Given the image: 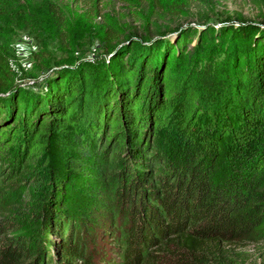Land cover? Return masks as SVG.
I'll list each match as a JSON object with an SVG mask.
<instances>
[{"label": "trees", "instance_id": "16d2710c", "mask_svg": "<svg viewBox=\"0 0 264 264\" xmlns=\"http://www.w3.org/2000/svg\"><path fill=\"white\" fill-rule=\"evenodd\" d=\"M178 29L109 23L92 60L25 85L0 45V264H102L90 236L115 224L117 264H236L264 242V28L228 27L212 61V28Z\"/></svg>", "mask_w": 264, "mask_h": 264}, {"label": "rangeland", "instance_id": "374dc122", "mask_svg": "<svg viewBox=\"0 0 264 264\" xmlns=\"http://www.w3.org/2000/svg\"><path fill=\"white\" fill-rule=\"evenodd\" d=\"M49 3L61 9L67 21L65 27H55L48 10ZM99 8L100 15L92 17L87 16L74 0H0V45L17 77L25 78L24 85L44 78L47 72L40 69L41 61L92 60L101 53L99 38L109 23L137 35L174 27L181 31L186 26L197 27L202 33L210 27L217 39L200 49V55L205 53L208 61L218 55V52L214 54L216 45L210 49V44L231 43L233 33L242 24L252 23L264 28V0H102ZM228 27L233 33L227 31ZM223 29L226 41L220 38ZM178 33H169L167 37ZM196 42L191 38L186 47L192 58L197 54L193 47ZM182 70L179 66L178 72ZM25 184L18 176L11 187L13 198L21 199L33 193L30 186L24 189ZM117 228L115 224L105 234L97 231L90 234L92 243L97 246V259L102 264L121 261L120 252L116 251L121 237ZM238 250L244 261L238 260L236 264H264V242H248Z\"/></svg>", "mask_w": 264, "mask_h": 264}]
</instances>
